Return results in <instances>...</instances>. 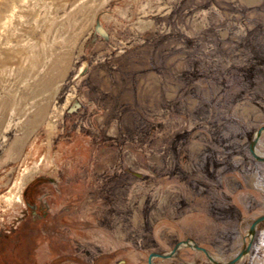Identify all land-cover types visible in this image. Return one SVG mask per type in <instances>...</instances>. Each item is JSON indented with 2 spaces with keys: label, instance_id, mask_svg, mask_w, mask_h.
I'll return each instance as SVG.
<instances>
[{
  "label": "rangeland",
  "instance_id": "obj_1",
  "mask_svg": "<svg viewBox=\"0 0 264 264\" xmlns=\"http://www.w3.org/2000/svg\"><path fill=\"white\" fill-rule=\"evenodd\" d=\"M263 125L264 0H0V223L39 176L80 193L40 264H148L185 239L232 259L264 213ZM238 264H264V222Z\"/></svg>",
  "mask_w": 264,
  "mask_h": 264
},
{
  "label": "flooded vegetation",
  "instance_id": "obj_2",
  "mask_svg": "<svg viewBox=\"0 0 264 264\" xmlns=\"http://www.w3.org/2000/svg\"><path fill=\"white\" fill-rule=\"evenodd\" d=\"M49 184L52 187L50 192L45 190ZM64 185L69 184H64L62 177L54 180L39 176L25 187L20 206L14 214L4 217L0 223V264H40V242L44 238L48 239L46 242L49 244L51 254L56 253L55 257H63L62 255L66 254V247L60 245L66 242L65 232L58 230L73 228L71 218L77 207L73 206L74 200L62 198L66 189ZM75 189L72 182L66 189V195L69 198L80 195ZM101 197L104 198L103 195L100 199ZM63 203L68 205L59 209ZM54 208H57L56 212ZM59 223H63L64 226H60ZM54 235L61 238V241H54ZM58 250L64 254H58Z\"/></svg>",
  "mask_w": 264,
  "mask_h": 264
},
{
  "label": "water",
  "instance_id": "obj_3",
  "mask_svg": "<svg viewBox=\"0 0 264 264\" xmlns=\"http://www.w3.org/2000/svg\"><path fill=\"white\" fill-rule=\"evenodd\" d=\"M97 28L101 33L106 34L102 26L98 25ZM80 105H81L80 103L75 102L74 107H72L71 110L78 108ZM263 133H264V125L258 128L253 133L250 139V143H249V151L251 155L253 156L255 160L260 161V162H264V155L258 152L257 144ZM262 222H264V213L257 216L252 221L248 229L243 248L238 252V254L235 257H233L232 259L228 261H221V260L216 259L207 248L200 246L198 243H196L192 239H185V240L177 242L170 252H160V251L151 252L148 257V264H156L155 262L156 258L167 259V258L177 257L179 250L185 246H188L192 249L203 252L213 264H238L250 252L251 247L254 242V238L257 233V228Z\"/></svg>",
  "mask_w": 264,
  "mask_h": 264
},
{
  "label": "bare ground",
  "instance_id": "obj_4",
  "mask_svg": "<svg viewBox=\"0 0 264 264\" xmlns=\"http://www.w3.org/2000/svg\"><path fill=\"white\" fill-rule=\"evenodd\" d=\"M9 19H10V17H9ZM11 21V20H10ZM4 27L5 26H7V22H5V25H3ZM2 199H4L5 201H11L12 200V193L11 194H9V195H4L3 197H2Z\"/></svg>",
  "mask_w": 264,
  "mask_h": 264
},
{
  "label": "crops",
  "instance_id": "obj_5",
  "mask_svg": "<svg viewBox=\"0 0 264 264\" xmlns=\"http://www.w3.org/2000/svg\"><path fill=\"white\" fill-rule=\"evenodd\" d=\"M171 250H172V249H171ZM156 264H160V262H157V261H156Z\"/></svg>",
  "mask_w": 264,
  "mask_h": 264
}]
</instances>
